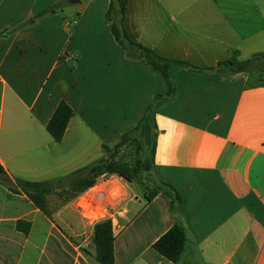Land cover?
Returning <instances> with one entry per match:
<instances>
[{"label":"crops","instance_id":"0c3cea01","mask_svg":"<svg viewBox=\"0 0 264 264\" xmlns=\"http://www.w3.org/2000/svg\"><path fill=\"white\" fill-rule=\"evenodd\" d=\"M61 1V12L36 17ZM110 1L77 8L69 0H0L1 166L14 182L71 175L107 159L134 128L135 106L147 111L159 101L153 163L175 199L137 197L132 183L105 175L67 209L92 235L97 222L112 220L115 264H173L153 245L176 224L187 234L179 264H264L260 72L173 67L175 93L165 99L162 75L116 43ZM125 27L136 43L198 68H216L233 52L241 62L264 54V0H129ZM62 101L74 115L56 143L47 125ZM84 199L97 221L79 211ZM50 215L0 183V264H99L95 246L81 250ZM21 221L31 224L28 234L17 229Z\"/></svg>","mask_w":264,"mask_h":264},{"label":"trees","instance_id":"16d2710c","mask_svg":"<svg viewBox=\"0 0 264 264\" xmlns=\"http://www.w3.org/2000/svg\"><path fill=\"white\" fill-rule=\"evenodd\" d=\"M66 1L55 3L42 12L37 14V18L49 13H57L64 7ZM129 0H111L106 19L110 24L111 33L116 43L125 51V53L134 59H144L146 63L155 71L159 72L168 86V95L172 96L175 93V87L171 78V69L173 67H183L195 72H212L220 70L231 74L242 73L246 71H256L260 68L257 63L258 59H264V54L248 61H239L238 52H233L231 58L225 62H221L216 68H198L190 63L178 60H170L164 58L153 50L142 46L133 41L125 27L126 10ZM8 35V32L5 33ZM263 66V65H262ZM264 67V66H263ZM153 105L149 106L143 118L132 131L141 132L142 135L147 136V142H151V156L154 161L155 155V112H153ZM74 113L70 105L62 101L55 110L51 120L47 125V132L54 139L56 143H61L69 122ZM152 115V119L150 118ZM130 132L125 134L122 141L127 139ZM152 134V137H151ZM104 175L120 176L126 183H132V177L129 176L125 169L119 163L108 161L106 164L94 167L93 165L81 169L71 175L56 180L44 182H30L21 179L15 180V187L8 186V188L16 194H25L33 204L40 209L48 218H51L50 213L46 209L47 196L55 191L60 192V197L64 198L66 194L71 197H65L67 201H72L93 188L98 179ZM8 177L4 168L0 164V183L6 185L4 179ZM173 190V189H172ZM174 191V190H173ZM175 193V191H174ZM177 194V193H176ZM171 198V196H169ZM179 195L177 199H179ZM147 200H150L149 198ZM17 229L28 234L31 229V224L21 221L17 223ZM115 234L113 229V222L111 219L100 221L94 225L93 228V244L96 249V261L99 264H115L114 252ZM187 244V234L181 225H174L166 234H164L154 245L153 248L161 256L173 264H179L183 258Z\"/></svg>","mask_w":264,"mask_h":264},{"label":"rangeland","instance_id":"374dc122","mask_svg":"<svg viewBox=\"0 0 264 264\" xmlns=\"http://www.w3.org/2000/svg\"><path fill=\"white\" fill-rule=\"evenodd\" d=\"M83 4L84 2H82V4L75 5V7L79 8L83 6ZM58 12L61 11L59 10ZM257 63L260 65V68H257L256 71H258V73L260 72V74L258 75L260 76L261 81H264V59H258ZM168 98L170 97H165V99ZM160 105L161 103L159 104V101H157L153 106V112H155ZM145 111L146 108H142L141 110L137 106H135L133 111L134 128L129 131L130 133L127 139H125L124 141L121 140L120 143L114 146L113 150L109 151L107 155V162L112 161L119 163L122 168L125 169L126 173L132 177L133 185L129 188L133 191L134 194L137 195V197L152 199L159 193L164 192L167 196H171V198L174 200V191L168 186L161 184L157 179L153 158L151 156V142H147V136L142 135L141 132L132 133V131L138 125L139 120L143 117ZM150 118L152 119V115H150ZM116 148L117 150H115ZM101 160L103 159H100L99 161ZM114 176L115 178L117 177L123 180L118 175ZM57 177L58 178H55L53 180L63 178L64 176ZM109 177V175H106L101 179L103 181V179H109ZM119 179H117L116 181H118ZM119 184L121 185L123 183L120 182ZM5 186L8 188L9 185L6 184ZM63 197L64 198L60 197L59 191H55L51 195L47 196V211L50 214L54 215V218L57 219L58 225L65 229V231H68V233L74 238L72 239L73 242L79 245L81 247V250L86 251L87 249L94 247L93 235L91 233V229L87 225V221L84 220L81 215L77 214L76 211L67 209V199L65 197L70 198L71 194H69V196L64 194ZM109 209L110 208H108V210ZM108 212L110 213L111 211L109 210ZM63 218H65V220L67 219L68 222L66 221V223H64L62 221Z\"/></svg>","mask_w":264,"mask_h":264},{"label":"built area","instance_id":"2783aa9c","mask_svg":"<svg viewBox=\"0 0 264 264\" xmlns=\"http://www.w3.org/2000/svg\"><path fill=\"white\" fill-rule=\"evenodd\" d=\"M78 208L80 209L79 211H81V213L84 215L85 219L90 220V221H97L99 219V215H94V216H90V210L89 207L87 205L86 200L84 199L83 201H80L78 203ZM98 223V222H97ZM86 245V242H85Z\"/></svg>","mask_w":264,"mask_h":264},{"label":"water","instance_id":"95a60500","mask_svg":"<svg viewBox=\"0 0 264 264\" xmlns=\"http://www.w3.org/2000/svg\"><path fill=\"white\" fill-rule=\"evenodd\" d=\"M81 3V0H69V4L70 5H78V4H80ZM119 147V146H118ZM115 150H117V148L115 149ZM103 160H101V161H97L95 164H93V166L94 167H99V166H102V165H104L106 162H107V159L106 158H102ZM4 182L6 183V184H8L9 186H11V187H15L16 186V184H15V182L10 178V177H6L5 179H4Z\"/></svg>","mask_w":264,"mask_h":264}]
</instances>
